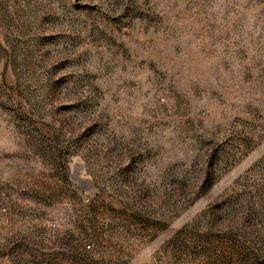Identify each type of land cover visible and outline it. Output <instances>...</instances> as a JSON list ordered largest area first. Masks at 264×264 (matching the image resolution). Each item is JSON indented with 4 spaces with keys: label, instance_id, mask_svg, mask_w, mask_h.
Instances as JSON below:
<instances>
[{
    "label": "rangeland",
    "instance_id": "obj_1",
    "mask_svg": "<svg viewBox=\"0 0 264 264\" xmlns=\"http://www.w3.org/2000/svg\"><path fill=\"white\" fill-rule=\"evenodd\" d=\"M0 264H264V0H0Z\"/></svg>",
    "mask_w": 264,
    "mask_h": 264
},
{
    "label": "built area",
    "instance_id": "obj_2",
    "mask_svg": "<svg viewBox=\"0 0 264 264\" xmlns=\"http://www.w3.org/2000/svg\"><path fill=\"white\" fill-rule=\"evenodd\" d=\"M86 246L89 247V244H87Z\"/></svg>",
    "mask_w": 264,
    "mask_h": 264
}]
</instances>
